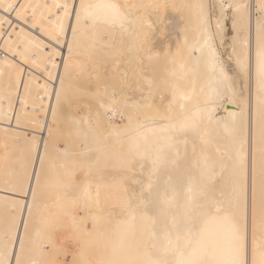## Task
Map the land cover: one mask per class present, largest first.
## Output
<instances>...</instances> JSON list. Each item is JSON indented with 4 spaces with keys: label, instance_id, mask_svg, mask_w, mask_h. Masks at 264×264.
Here are the masks:
<instances>
[{
    "label": "bare ground",
    "instance_id": "obj_1",
    "mask_svg": "<svg viewBox=\"0 0 264 264\" xmlns=\"http://www.w3.org/2000/svg\"><path fill=\"white\" fill-rule=\"evenodd\" d=\"M80 2L124 6L139 39L128 25H77ZM259 2L228 0L251 5L253 60ZM0 3L17 5L0 9L17 33L10 51L0 38V251L8 244L11 258L22 239V264H228L250 168L258 218L261 155L254 95L248 118L232 90L211 97L203 41L228 48L235 34L226 41V19L216 34L223 0ZM153 3L169 7H135ZM197 4L214 6L207 33Z\"/></svg>",
    "mask_w": 264,
    "mask_h": 264
},
{
    "label": "snow or ice",
    "instance_id": "obj_2",
    "mask_svg": "<svg viewBox=\"0 0 264 264\" xmlns=\"http://www.w3.org/2000/svg\"><path fill=\"white\" fill-rule=\"evenodd\" d=\"M135 7L144 9L151 8L158 10L167 8L168 5L161 4H141ZM189 7H196L200 11V15L204 18V30L207 33L208 17L213 10L212 5L197 4L189 5ZM219 7V17L216 21V34L223 36L222 21L230 18L232 20V28L235 33L232 38V44L225 47L223 39L214 42V37L209 34L203 41V48L207 49L208 62L211 67L213 84L215 87L212 90L211 97H215L220 91L232 90L235 95H238L243 103H235L228 97V103L234 104L239 112L246 109L248 118L249 110L252 104V98L255 99V135L259 137L260 155H261V174H260V207L258 218L254 221V209L252 200V173L251 168L248 178V201L246 213V230L243 237H241L238 229H233V234L229 242V254L231 260L228 264H264V0L256 5L257 17L255 21V51L254 60L252 53V45L250 40L249 24L251 21L249 3H221ZM17 5L0 3V9L5 12H15ZM65 14L67 15V5L64 6ZM80 11L75 14L76 23L79 25L81 21L90 24H110L112 26H119L124 28L128 25L132 29L130 36L139 39L140 29L132 23L127 9L118 3L105 4H91L79 3ZM18 19H23L20 13H17ZM9 24L11 28V21L7 17L0 18V38H7L4 40L5 50L8 49V40L13 35H17L15 29L9 31L4 29L3 25ZM152 24H148V28H152ZM239 26V27H238ZM63 26L61 25L60 34L54 37L57 45L63 38ZM77 31L72 29V38L75 40ZM230 49V50H229ZM198 49L197 51H202ZM72 44H68L69 57L72 56ZM57 53L53 52V55ZM14 57H18L20 62L26 61V51H17L13 53ZM68 70V63L65 62V71ZM63 78H61V87H63ZM254 87V91H253ZM57 101L59 102V93H57ZM209 105L215 103L214 99L209 100ZM111 112V110H109ZM235 114V113H231ZM190 127L195 130L198 127L196 121L191 122ZM36 183L39 184V176H36ZM35 198V192L33 191ZM212 211H219V209H212ZM31 212V208H29ZM257 234L259 235V242L257 243ZM24 250V241L18 239L16 243H12V257H9L8 244H5L2 251H0V264H22L19 253ZM241 257L243 259L241 260ZM195 264V262H193Z\"/></svg>",
    "mask_w": 264,
    "mask_h": 264
},
{
    "label": "rangeland",
    "instance_id": "obj_3",
    "mask_svg": "<svg viewBox=\"0 0 264 264\" xmlns=\"http://www.w3.org/2000/svg\"><path fill=\"white\" fill-rule=\"evenodd\" d=\"M223 2L226 4V3H228V0H223ZM226 25H227V28H226L225 39H226V41H229L230 36L233 34L230 18L226 19ZM63 141H64V136H60L59 143L61 146H63Z\"/></svg>",
    "mask_w": 264,
    "mask_h": 264
}]
</instances>
